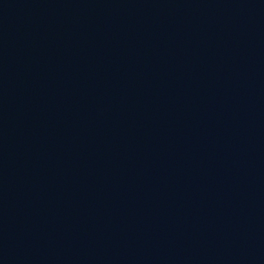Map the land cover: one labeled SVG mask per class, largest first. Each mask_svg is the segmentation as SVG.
I'll return each mask as SVG.
<instances>
[{
	"label": "water",
	"instance_id": "95a60500",
	"mask_svg": "<svg viewBox=\"0 0 264 264\" xmlns=\"http://www.w3.org/2000/svg\"><path fill=\"white\" fill-rule=\"evenodd\" d=\"M0 264H264V0H0Z\"/></svg>",
	"mask_w": 264,
	"mask_h": 264
}]
</instances>
